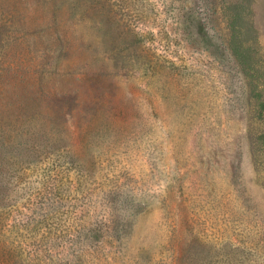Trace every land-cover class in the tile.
Wrapping results in <instances>:
<instances>
[{"label":"rangeland","instance_id":"rangeland-1","mask_svg":"<svg viewBox=\"0 0 264 264\" xmlns=\"http://www.w3.org/2000/svg\"><path fill=\"white\" fill-rule=\"evenodd\" d=\"M0 127V264H264V0H0Z\"/></svg>","mask_w":264,"mask_h":264},{"label":"trees","instance_id":"trees-1","mask_svg":"<svg viewBox=\"0 0 264 264\" xmlns=\"http://www.w3.org/2000/svg\"><path fill=\"white\" fill-rule=\"evenodd\" d=\"M0 129H1V127H0ZM21 130L26 132L25 129H21ZM2 132H3V131L0 130V134H2ZM27 132H28V130H27ZM112 196H113V195H112ZM112 196H111V197H112ZM111 199H112V202H113V200H114L115 202L118 201V198H117V197H112ZM119 202L122 203V201H119ZM119 230H120V229H118V231H119ZM91 237H94V238L96 239V238H97V235H91Z\"/></svg>","mask_w":264,"mask_h":264}]
</instances>
